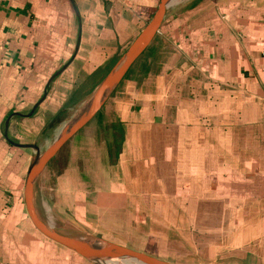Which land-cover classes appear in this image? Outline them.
Returning <instances> with one entry per match:
<instances>
[{"label":"crops","instance_id":"crops-1","mask_svg":"<svg viewBox=\"0 0 264 264\" xmlns=\"http://www.w3.org/2000/svg\"><path fill=\"white\" fill-rule=\"evenodd\" d=\"M159 2L0 0V264H55L24 229L29 147L54 139ZM109 95L68 150L73 173L96 184L94 160L116 205L183 207L175 231L185 245L205 238L223 264H264V0H169ZM92 137L99 153L83 158ZM198 207H222V217L193 216Z\"/></svg>","mask_w":264,"mask_h":264},{"label":"rangeland","instance_id":"rangeland-1","mask_svg":"<svg viewBox=\"0 0 264 264\" xmlns=\"http://www.w3.org/2000/svg\"><path fill=\"white\" fill-rule=\"evenodd\" d=\"M109 94L110 92L105 100L109 98ZM88 100L65 113L63 125L54 128L56 134L53 140L46 142L43 139L39 142L42 154L82 114ZM89 132L92 136L93 131ZM93 140L94 137L82 141L84 148L88 150L83 153V158L99 153L97 148V151L95 150ZM37 154L34 151L32 160ZM73 155L70 156L69 151L61 153L50 168L35 181L32 189V201L37 219L48 233L60 239L74 242L78 249L101 250L115 246L142 253H146V249H150L154 254L171 256L184 264H223L222 255L212 253V250L207 248L211 242L205 238L198 242L194 238L193 247H188L187 244L185 245V239L181 240L176 234L175 230L179 226L181 218H186L185 214L181 216L176 212L185 208L149 207L146 210V207L137 205H116L117 201L114 198L118 196H114L112 193L118 194L119 192L116 189L111 190L114 183L105 180V174L103 176L98 174L99 169L93 166L94 160L87 163L91 164V171L97 172L98 182L96 184L93 183L94 176L74 174V170L77 169L74 168L73 163L72 168L70 166ZM104 167L103 171L105 172L106 168ZM107 177L111 178V176H106V179ZM126 198L134 199L128 196ZM106 203L109 204L105 205ZM189 209L193 216L214 214L216 217H222V207H215L213 213L209 212L206 207ZM147 215L148 218H146ZM148 230L156 240L150 241L151 246L146 247V243H149L146 239L149 234ZM195 232L194 225H192L187 235L194 233V236H197ZM198 233H202L201 228ZM159 238L162 239L159 240ZM35 245L37 246V244ZM60 246L64 247V245ZM53 260L55 264L71 263L61 261L57 257ZM112 263L117 264V262ZM118 263L132 264L133 262L119 261Z\"/></svg>","mask_w":264,"mask_h":264},{"label":"water","instance_id":"water-1","mask_svg":"<svg viewBox=\"0 0 264 264\" xmlns=\"http://www.w3.org/2000/svg\"><path fill=\"white\" fill-rule=\"evenodd\" d=\"M168 1L169 0H160L155 14L142 34L124 57L118 62L116 67L102 80L85 105L82 114L69 126V130L66 134L63 135L64 132H62L59 135L54 142L55 145L52 149L45 155L40 152V149L37 146L29 147L38 153V157L33 160L23 182L22 200L24 226L35 243L59 259L75 264H106L109 262L118 263L119 261H132L140 264H184V262L176 260L171 256L142 253L115 246L101 250L78 249L74 242L60 239L45 230L37 219L32 201V189L35 181L50 168V166L59 158L61 153H65L69 150L76 138L97 115L108 93L111 92V90L123 79L134 62L147 49L158 32ZM36 107L37 106L34 107L29 115H32ZM10 144L17 148H25V146ZM52 242L64 245L65 248L72 251L65 252L60 250L56 248Z\"/></svg>","mask_w":264,"mask_h":264},{"label":"bare ground","instance_id":"bare-ground-1","mask_svg":"<svg viewBox=\"0 0 264 264\" xmlns=\"http://www.w3.org/2000/svg\"><path fill=\"white\" fill-rule=\"evenodd\" d=\"M69 130V127L64 131V133H63V135L64 134H66V132ZM55 145V143L53 144V145H51L43 154H47L51 149H52V147ZM37 157H38V154L37 155H35V157H34V160L35 159H37ZM70 250V249H69ZM72 251V250H71ZM133 263H137V262H133ZM132 263V264H133ZM106 264H113L112 262H109V263H106ZM117 264H123V263H117ZM137 264H140V263H137Z\"/></svg>","mask_w":264,"mask_h":264}]
</instances>
